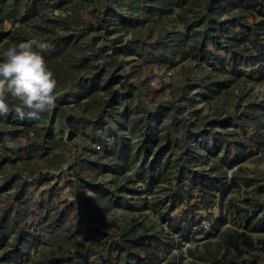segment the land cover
Instances as JSON below:
<instances>
[{
	"label": "trees",
	"instance_id": "trees-1",
	"mask_svg": "<svg viewBox=\"0 0 264 264\" xmlns=\"http://www.w3.org/2000/svg\"><path fill=\"white\" fill-rule=\"evenodd\" d=\"M122 31L132 37H112ZM32 38L50 45L43 55L57 100L39 120L0 117V164L9 168L0 264H160L169 245L138 222L145 210L184 239L213 236L223 221V164L262 143L254 116L229 114V139L215 128L193 132L189 87L222 89L231 79L198 84L184 72L173 84L178 98L154 102L148 71L188 60L217 76L264 81V0H0V60ZM133 61L150 65L147 74ZM103 174L113 177L102 183ZM161 192L163 200L154 196ZM234 207L238 227L222 231L213 249L204 245L197 261L264 264L256 236L264 201Z\"/></svg>",
	"mask_w": 264,
	"mask_h": 264
},
{
	"label": "rangeland",
	"instance_id": "rangeland-1",
	"mask_svg": "<svg viewBox=\"0 0 264 264\" xmlns=\"http://www.w3.org/2000/svg\"><path fill=\"white\" fill-rule=\"evenodd\" d=\"M168 29L173 30V27L170 26ZM118 36L124 40L132 37L130 33L126 34L123 31L115 33L112 37ZM128 60L133 59L128 58ZM132 63L139 66L138 69L141 76L147 74L150 68V65H147V68L139 61H133ZM148 72L152 80L151 98L154 102L176 100L178 96L173 90V84L176 83L177 79L184 72L190 73L192 79H194L193 83L198 84V79L201 80L202 84L206 85L211 81H220L225 78L231 79V82L222 89H217L213 86L208 89L193 85L189 87L193 100L187 111L193 112L191 116L193 120L192 130L193 132H197L201 129L215 128L216 132L224 133L226 139H229L234 133V126L232 123H229L228 115H237L241 120H246L247 116L253 115L252 125L256 131L257 140L262 142L256 144L253 150H251V154H241L235 158L232 165L223 164L222 169L225 174H221L220 178L223 179L225 185L222 187L221 195L219 196L223 221L213 236L207 235L205 231H197V233H188V238L184 239L177 233L168 232L165 223L161 221L154 223L151 217L155 218V216H151V212L148 210L143 211L138 217V222H141V225L145 226L147 234L158 236L169 245L164 260L160 264H186L190 260L196 261L197 264H203V262L196 260V256H200V253L202 254L204 245L207 244L205 249H213L215 243L220 239L222 231L238 227V222H234L231 216V210L235 208L234 206L241 205L248 197L257 202L264 201V81L242 79L233 75H229L228 77L223 75L217 76L218 73L215 70L197 65L195 61L188 60L182 61L171 69L153 66ZM214 90H218L219 92H215ZM213 121H220V123L206 126V124ZM238 141L242 142L244 146L249 144L244 139H238ZM6 146L12 148L8 145ZM220 150V156H223L227 150V145L224 144ZM204 169L209 171L207 167H204ZM8 171L9 168L7 166L0 164V187L5 184L9 176ZM112 177L110 174H103L98 178V181L107 183ZM154 190L158 191L157 188ZM65 192H68V189ZM85 194L87 196L90 195L88 191ZM154 196L163 200L165 194L161 192ZM67 197H71L69 193H67ZM147 198L149 199L150 196H147ZM212 208L213 211H217L216 205ZM114 216H117V214ZM107 222L111 231L118 230L119 226L113 225V221L108 220ZM201 226H204V229L207 228L206 222L202 221ZM198 229L199 227L196 230ZM257 235L264 237V232Z\"/></svg>",
	"mask_w": 264,
	"mask_h": 264
},
{
	"label": "clouds",
	"instance_id": "clouds-1",
	"mask_svg": "<svg viewBox=\"0 0 264 264\" xmlns=\"http://www.w3.org/2000/svg\"><path fill=\"white\" fill-rule=\"evenodd\" d=\"M50 45L32 38L14 43L0 60V117L39 120L56 107L58 86L43 55ZM13 147L11 139L5 141Z\"/></svg>",
	"mask_w": 264,
	"mask_h": 264
}]
</instances>
